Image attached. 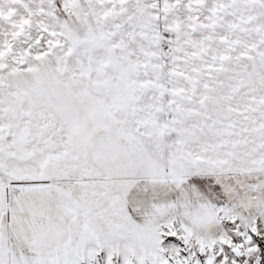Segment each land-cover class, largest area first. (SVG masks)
<instances>
[{
  "label": "snow or ice",
  "instance_id": "obj_1",
  "mask_svg": "<svg viewBox=\"0 0 264 264\" xmlns=\"http://www.w3.org/2000/svg\"><path fill=\"white\" fill-rule=\"evenodd\" d=\"M0 264H264V0H0Z\"/></svg>",
  "mask_w": 264,
  "mask_h": 264
}]
</instances>
